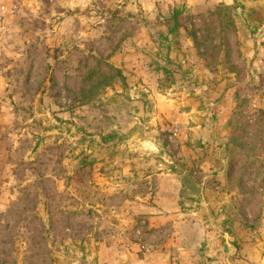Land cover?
<instances>
[{
  "label": "rangeland",
  "instance_id": "obj_1",
  "mask_svg": "<svg viewBox=\"0 0 264 264\" xmlns=\"http://www.w3.org/2000/svg\"><path fill=\"white\" fill-rule=\"evenodd\" d=\"M0 264H264V0H0Z\"/></svg>",
  "mask_w": 264,
  "mask_h": 264
},
{
  "label": "trees",
  "instance_id": "obj_2",
  "mask_svg": "<svg viewBox=\"0 0 264 264\" xmlns=\"http://www.w3.org/2000/svg\"><path fill=\"white\" fill-rule=\"evenodd\" d=\"M116 75H117L118 77H122V76H121V73H120L119 70L116 71Z\"/></svg>",
  "mask_w": 264,
  "mask_h": 264
},
{
  "label": "crops",
  "instance_id": "obj_3",
  "mask_svg": "<svg viewBox=\"0 0 264 264\" xmlns=\"http://www.w3.org/2000/svg\"><path fill=\"white\" fill-rule=\"evenodd\" d=\"M158 263V262H157Z\"/></svg>",
  "mask_w": 264,
  "mask_h": 264
}]
</instances>
